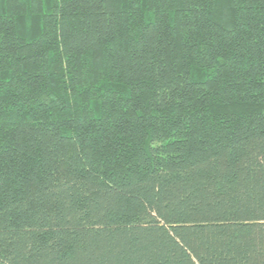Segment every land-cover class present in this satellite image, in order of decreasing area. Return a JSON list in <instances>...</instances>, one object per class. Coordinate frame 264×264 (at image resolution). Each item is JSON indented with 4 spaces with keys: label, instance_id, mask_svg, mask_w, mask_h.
<instances>
[{
    "label": "trees",
    "instance_id": "obj_1",
    "mask_svg": "<svg viewBox=\"0 0 264 264\" xmlns=\"http://www.w3.org/2000/svg\"><path fill=\"white\" fill-rule=\"evenodd\" d=\"M0 264H264V0H0Z\"/></svg>",
    "mask_w": 264,
    "mask_h": 264
}]
</instances>
